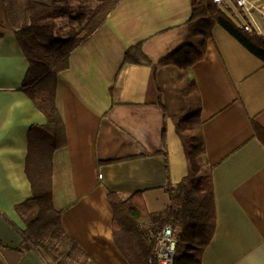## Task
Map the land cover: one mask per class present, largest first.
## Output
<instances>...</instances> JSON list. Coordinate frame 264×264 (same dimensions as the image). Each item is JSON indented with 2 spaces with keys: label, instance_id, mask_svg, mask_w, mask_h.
<instances>
[{
  "label": "crops",
  "instance_id": "0c3cea01",
  "mask_svg": "<svg viewBox=\"0 0 264 264\" xmlns=\"http://www.w3.org/2000/svg\"><path fill=\"white\" fill-rule=\"evenodd\" d=\"M191 11V0H122L58 74L67 144L53 156L54 205L66 233L99 264H130L114 240L109 192L142 191L152 212L169 202V130L178 136L172 119L184 103L160 62L187 39ZM142 40L151 63L122 66L126 48ZM28 68L0 0V264H55L36 249L20 251L23 238L7 220L26 227L16 206L32 197L28 134L47 121L22 90ZM191 73L217 210L202 263L264 264V142L254 125L264 131V62L215 24Z\"/></svg>",
  "mask_w": 264,
  "mask_h": 264
},
{
  "label": "trees",
  "instance_id": "16d2710c",
  "mask_svg": "<svg viewBox=\"0 0 264 264\" xmlns=\"http://www.w3.org/2000/svg\"><path fill=\"white\" fill-rule=\"evenodd\" d=\"M120 1L53 0L47 4L6 0L11 24L29 61L22 90L47 119L43 125L32 126L28 134L26 172L32 197L16 206L26 227L20 230L7 220L23 238L20 251L36 249L55 264H99L66 233L62 210L54 205L53 156L67 144L65 123L56 102L57 85L58 74L68 68L72 51L105 23ZM191 4L187 39L160 62L170 67L183 99L182 112L172 121L179 139L186 142L183 150L188 171L177 182L169 177L164 187L169 202L160 211L149 210L142 191L127 196L108 194L114 240L130 264H149L156 234L166 226L172 228L177 240L173 264H203V253L213 238L217 220L213 166L206 159L201 96L191 73L193 65L206 55L213 26L224 27L264 62L263 36L240 29L227 5L214 0H191ZM64 26L69 27L68 32ZM143 42L126 48L122 66L151 63L143 52ZM254 125L264 142V131ZM161 152L168 156L165 139Z\"/></svg>",
  "mask_w": 264,
  "mask_h": 264
},
{
  "label": "built area",
  "instance_id": "2783aa9c",
  "mask_svg": "<svg viewBox=\"0 0 264 264\" xmlns=\"http://www.w3.org/2000/svg\"><path fill=\"white\" fill-rule=\"evenodd\" d=\"M225 4L230 9L232 18L238 27L249 33L256 32L264 38V3L258 0H214ZM177 240L170 226L164 227L156 234L154 254L149 264H173Z\"/></svg>",
  "mask_w": 264,
  "mask_h": 264
},
{
  "label": "rangeland",
  "instance_id": "374dc122",
  "mask_svg": "<svg viewBox=\"0 0 264 264\" xmlns=\"http://www.w3.org/2000/svg\"><path fill=\"white\" fill-rule=\"evenodd\" d=\"M259 3H264V0H258ZM61 19L58 20L60 24ZM68 25V23L66 24ZM69 26V25H68ZM65 31L68 32L69 27L64 26ZM171 128L169 130L170 136H173V140L171 146L169 148V156H170V164L172 169V180L179 181L186 173H187V165L184 153V146H186V142L178 138L176 134H172ZM176 137V138H175Z\"/></svg>",
  "mask_w": 264,
  "mask_h": 264
}]
</instances>
